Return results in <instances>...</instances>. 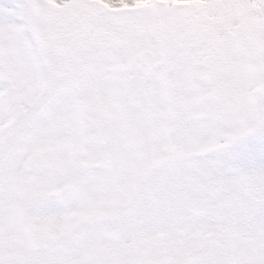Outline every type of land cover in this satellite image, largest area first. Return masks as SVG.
<instances>
[{"label": "snow or ice", "instance_id": "obj_1", "mask_svg": "<svg viewBox=\"0 0 264 264\" xmlns=\"http://www.w3.org/2000/svg\"><path fill=\"white\" fill-rule=\"evenodd\" d=\"M0 264H264V0H0Z\"/></svg>", "mask_w": 264, "mask_h": 264}]
</instances>
